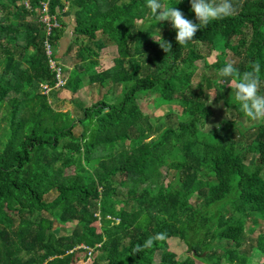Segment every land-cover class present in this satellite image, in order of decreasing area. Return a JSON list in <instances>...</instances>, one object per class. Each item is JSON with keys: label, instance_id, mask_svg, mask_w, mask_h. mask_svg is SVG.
I'll return each mask as SVG.
<instances>
[{"label": "trees", "instance_id": "1", "mask_svg": "<svg viewBox=\"0 0 264 264\" xmlns=\"http://www.w3.org/2000/svg\"><path fill=\"white\" fill-rule=\"evenodd\" d=\"M42 1L0 0V126L7 130L0 144V264H248L253 219L264 215V122L234 106V86L220 84L219 70L227 62L241 72L259 63L264 95V0H233L234 15L210 21L183 45L146 0H67L76 73L63 87L77 92L86 75L91 85L108 82L117 92L110 101H76L75 113L53 106L57 78L45 49L49 37L51 57L65 71L56 48L66 0H49L59 23L50 34L37 10ZM164 5L198 23L190 0ZM162 40L171 45L166 52ZM110 43L117 55L98 70ZM199 61L201 71L213 73L199 72L194 82ZM209 90L211 104L236 117L204 130L213 115ZM146 92L172 106L176 127L150 136L154 126L137 102ZM71 223L64 234L53 232ZM172 238L185 247L182 261L169 250Z\"/></svg>", "mask_w": 264, "mask_h": 264}, {"label": "rangeland", "instance_id": "2", "mask_svg": "<svg viewBox=\"0 0 264 264\" xmlns=\"http://www.w3.org/2000/svg\"><path fill=\"white\" fill-rule=\"evenodd\" d=\"M161 2L164 4L165 0H161ZM58 10V8H57ZM65 10V9H64ZM64 10L62 11V16L64 15ZM149 22H147L144 27L148 26ZM72 35L63 36L62 39V48L61 44L58 43L57 54L61 56V63L65 68V76L68 78V75L71 72L76 73L75 63L76 59H74L75 50H76V44H74ZM80 42V40H79ZM74 44V49L70 53H66L67 48L69 44ZM76 46V47H75ZM223 49H215L211 52V54L208 56L207 60L208 62H214L217 59V56L220 54V52ZM62 51H64L62 53ZM226 52V51H225ZM227 60L231 61V56H229V52H227ZM117 55L116 53V46L114 43H110L106 48L102 49L100 52V63L97 67L98 70H103L106 68H109L112 65L113 58ZM4 59L2 56H0V73L4 66ZM202 70V61H199V68L196 71L197 76L193 80L194 82H197L199 72L200 74L203 72L207 75L212 74V70L205 69ZM220 84L229 86V84L234 86V83L230 81L227 77H220ZM110 83L106 82L103 87H100L95 84L89 83L88 76L85 75V86L78 90L77 92L73 93L71 90H68L66 88L57 87V95L56 100L53 102V106L57 109H61L63 111H71L75 113L79 106L75 103L76 101H82L87 105H91L95 102H97L100 99H104L106 97L107 100H113L115 97V93L113 90L110 89ZM47 87L46 85L40 83L39 84V90L43 93H47ZM49 92V91H48ZM209 102L212 100V92L209 90ZM233 104L235 107H237L238 102H236L235 98L232 99ZM137 102L139 103L141 110L144 114H147L151 123L153 124L154 128L152 130L151 137H155L158 135V133L162 130V128H165L167 126L176 127V120L177 117L170 112H172V106L170 104H164L162 101H160V98L158 96L157 92H146L142 96H140L137 99ZM210 109L213 112L212 117L208 121V125L204 128V130L209 129V125L211 126L210 129L215 127L216 125H221L222 120H224L226 117L229 119L236 117L235 113L233 112V109H224L223 106L217 105L214 106L211 104V102L208 105ZM75 131H80V127H76ZM7 138V130L0 126V144L1 142ZM150 139V138H148ZM252 159H248V163L252 162ZM164 170V168H163ZM167 179L164 180L166 182ZM54 197V193H51L46 196V200H51ZM192 204L197 203L196 197H193L191 200ZM253 221L256 223L253 226L254 232L250 235L251 238V245L254 248V251L250 253V259L248 261V264H264V215L263 214H257L254 216ZM74 223L71 224H61L60 226L56 225V227L53 229V232L57 235L64 234L67 229L73 226ZM93 229L95 231H99V222H95L93 224ZM251 227L250 223L247 222L246 229ZM169 250L174 253L177 260L182 261L186 257L185 247L176 238H172L169 240ZM155 260H159V253L155 255ZM206 262V258L198 259L199 264H204ZM77 264H90V261H80Z\"/></svg>", "mask_w": 264, "mask_h": 264}, {"label": "clouds", "instance_id": "3", "mask_svg": "<svg viewBox=\"0 0 264 264\" xmlns=\"http://www.w3.org/2000/svg\"><path fill=\"white\" fill-rule=\"evenodd\" d=\"M180 0H177L179 3ZM147 7L158 22L169 21L176 30L178 44H186L192 40L195 33L208 25L212 20H219L234 15L237 11L233 0H190L191 9L198 23L185 18L184 13L176 7L165 6L161 0H146ZM162 49L171 47L167 41H157ZM260 65L253 63L250 70L241 72L234 62H227L219 70L222 77H232L234 80L235 100L245 117L252 122H264V95L260 94L261 78ZM231 87V85L229 84ZM209 125V129H210ZM151 239L145 241V246Z\"/></svg>", "mask_w": 264, "mask_h": 264}, {"label": "built area", "instance_id": "4", "mask_svg": "<svg viewBox=\"0 0 264 264\" xmlns=\"http://www.w3.org/2000/svg\"><path fill=\"white\" fill-rule=\"evenodd\" d=\"M27 5H29V3ZM39 7L37 10L41 14L40 15L41 21L46 25V30L50 34L51 31L53 30V28H55L59 25V23L56 19V15L52 16L49 13V11H50L49 0L48 1H42L41 4L39 5ZM45 49H46V53L50 57V67L52 68V70L56 71V78H57L56 87H63L65 85V83L67 82L68 78L65 76V74H64L65 71L62 69V66L59 65V63L57 61H55L54 59H52V57H51L52 54L54 53V50H53L52 43L50 42L49 37H47L45 40ZM49 90H50V87L47 88V92Z\"/></svg>", "mask_w": 264, "mask_h": 264}, {"label": "crops", "instance_id": "5", "mask_svg": "<svg viewBox=\"0 0 264 264\" xmlns=\"http://www.w3.org/2000/svg\"><path fill=\"white\" fill-rule=\"evenodd\" d=\"M64 9H65L64 15L62 16V18L65 21L66 25H65L63 36L66 37V36L72 35V30L75 25V17H74V11L70 9V6L68 5L67 0H66V5ZM63 36L61 37L60 42H59V44H61V48H62Z\"/></svg>", "mask_w": 264, "mask_h": 264}]
</instances>
